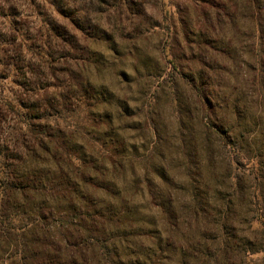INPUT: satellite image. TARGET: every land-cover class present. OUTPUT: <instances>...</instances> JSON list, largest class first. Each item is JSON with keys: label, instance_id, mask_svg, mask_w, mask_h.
I'll return each instance as SVG.
<instances>
[{"label": "rangeland", "instance_id": "374dc122", "mask_svg": "<svg viewBox=\"0 0 264 264\" xmlns=\"http://www.w3.org/2000/svg\"><path fill=\"white\" fill-rule=\"evenodd\" d=\"M13 19L28 67L16 75L5 62L6 53L21 56L22 38L0 44V143L25 121L11 101L44 94L25 95L15 82L54 84L57 73L75 94L69 63L99 101L76 105L61 123L101 186H87V196L119 215L106 228L121 259L176 264L186 238L217 233L228 209L246 243L234 264H264V0H0L1 35H15ZM49 23L67 29L75 58H64L69 48L61 51Z\"/></svg>", "mask_w": 264, "mask_h": 264}, {"label": "trees", "instance_id": "16d2710c", "mask_svg": "<svg viewBox=\"0 0 264 264\" xmlns=\"http://www.w3.org/2000/svg\"><path fill=\"white\" fill-rule=\"evenodd\" d=\"M11 23L15 35L0 34V44L15 45L22 38L16 44L20 59L9 53L4 55L6 65H13L17 75L28 67L23 43L26 37L15 19ZM49 24L52 38L61 40V51L69 48L64 58H75L67 29L61 24ZM64 64L65 71H70L66 75L78 85L75 94L69 81H61L57 73H52L57 81L54 84L40 86V78L38 83L14 81L25 95L36 88L44 94L39 92L26 99L24 95H17L11 101V108L21 113L25 121L20 129L5 131L7 136L0 143V253L7 256L4 264H92L95 261L100 264H152L150 258L142 261L139 254L135 261L121 259L120 245L114 242V237L111 239L106 228L117 223L119 215L112 207L96 203L87 196L90 194L87 186H101L89 175L92 165L79 151L80 147L72 143L75 141L68 134L70 127L62 123L73 117L76 105L90 110L99 97L96 87L83 74L76 75L69 63ZM187 77L197 84L192 77ZM197 90L207 109L215 111L216 104L204 93L202 86ZM214 127L228 146L227 134L224 131L222 134L218 126ZM240 181L237 178L239 191L242 190ZM228 211H224L226 218L217 220L218 232L211 238L207 236L208 240L189 241L186 238V245L178 251L176 264H234L233 254L243 251L246 243L229 221ZM195 212L201 215L207 211L199 206ZM195 226L193 230L198 231V221ZM171 246L175 243H165L166 248ZM161 255L159 252L158 256Z\"/></svg>", "mask_w": 264, "mask_h": 264}]
</instances>
